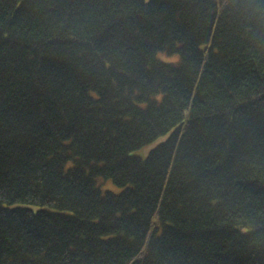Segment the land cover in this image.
<instances>
[{"label": "trees", "instance_id": "trees-1", "mask_svg": "<svg viewBox=\"0 0 264 264\" xmlns=\"http://www.w3.org/2000/svg\"><path fill=\"white\" fill-rule=\"evenodd\" d=\"M0 264H264V0H0Z\"/></svg>", "mask_w": 264, "mask_h": 264}, {"label": "rangeland", "instance_id": "rangeland-1", "mask_svg": "<svg viewBox=\"0 0 264 264\" xmlns=\"http://www.w3.org/2000/svg\"><path fill=\"white\" fill-rule=\"evenodd\" d=\"M148 1V0H146ZM160 58L164 61V62H174L175 58H169L164 54H160ZM164 138L159 139L158 141L154 142L153 144L147 146L146 148H144L142 151L139 152L140 153H144V155L153 147L155 146L160 140H163ZM145 151V152H144ZM99 182H102V179H99ZM100 186V184H99ZM101 190L104 191L105 189L113 191V192H119L120 188L116 187L111 181L107 180V182H104L101 186H100Z\"/></svg>", "mask_w": 264, "mask_h": 264}]
</instances>
